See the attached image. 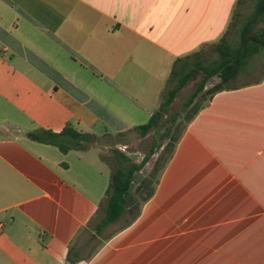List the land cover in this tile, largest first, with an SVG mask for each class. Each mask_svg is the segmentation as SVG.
I'll return each mask as SVG.
<instances>
[{
  "label": "crops",
  "instance_id": "0c3cea01",
  "mask_svg": "<svg viewBox=\"0 0 264 264\" xmlns=\"http://www.w3.org/2000/svg\"><path fill=\"white\" fill-rule=\"evenodd\" d=\"M239 3L0 0V264H264V75L199 105L139 217L110 232L115 152L26 135L73 125L141 162L176 60L234 45Z\"/></svg>",
  "mask_w": 264,
  "mask_h": 264
},
{
  "label": "trees",
  "instance_id": "16d2710c",
  "mask_svg": "<svg viewBox=\"0 0 264 264\" xmlns=\"http://www.w3.org/2000/svg\"><path fill=\"white\" fill-rule=\"evenodd\" d=\"M243 2L244 0H240L239 9L236 10L235 16L239 14ZM263 14L264 0H259L254 19ZM261 45L264 46V30L260 34H254L246 28L242 31L241 40L237 45H232L225 35L217 44L211 47L210 53L205 51L197 52L193 61L182 58L177 59L169 78V82H175V86L167 90L161 108L153 114L151 120L147 124L139 127V133L142 136L146 135L155 123L163 118L165 110L177 96L178 91L188 83L196 70H203L204 76L186 101V108L190 106L193 107L195 99L204 90L206 101L209 102L218 91L229 89L231 87L229 85L230 82L235 79L241 69L248 64L249 59L259 51ZM211 52H218L220 54L219 59H215L211 55ZM189 58L191 59L192 56L187 57V59ZM181 61H183V63H181ZM215 77L220 79L219 82L206 89V85L210 81L213 82ZM193 110L192 113H189L187 123L197 115L200 111V107H194ZM176 118L177 116H172V120ZM187 123L177 137L171 135V133L178 124H168L165 126L167 130L165 136L170 137V141L163 149V153H166V156L164 157L163 154L159 156L154 163L153 169L145 178L141 179L136 190H133V186L137 175L145 167L146 163L149 162L158 144L155 143L139 163L133 162L124 152L119 150L114 151V164L111 167L110 184L107 190L108 199L106 205L103 207L104 218L100 226L101 228L115 223L127 213H134L136 208L138 211L128 220L127 225L131 224L139 217L142 206L154 195L161 175L172 158ZM26 135L35 141L58 146L65 152L70 149L87 148V145L93 141L89 133L82 132L73 125L66 126L61 132H54L41 128L28 132ZM138 198L142 199L140 202L141 205L136 206L134 203Z\"/></svg>",
  "mask_w": 264,
  "mask_h": 264
},
{
  "label": "rangeland",
  "instance_id": "374dc122",
  "mask_svg": "<svg viewBox=\"0 0 264 264\" xmlns=\"http://www.w3.org/2000/svg\"><path fill=\"white\" fill-rule=\"evenodd\" d=\"M255 0H246L245 3H243V6H241L242 9V17L240 19V21L237 24V28L236 31L233 33V38H232V43L234 45H236L241 37H240V30L242 29V27L247 28L250 32L252 31L253 33L257 32L262 26H263V22L261 21L260 18H256L254 19V8L256 9L257 6H255ZM244 30V29H242ZM208 53H210V51H208ZM211 55L214 58H219V54L218 53H212ZM241 73V72H240ZM264 75V52L261 51V53L257 54L256 56H254L253 58L250 59L247 68L242 71V73L240 74V76H238L237 78L233 79L230 82V86H235V85H239V84H243V83H247V82H251V81H256L258 79H260L262 76ZM204 76V71L201 69H198L194 72L190 83L188 84V86L186 87V89L184 91H182V94L180 95V99L177 103V105H175V107L168 108L166 109V113H167V118H162L160 123H158V127H157V135H156V139L155 142L158 144V146L155 149V153L152 155L151 159L149 160L148 163H146L145 167L138 173L137 178L135 180L134 186H133V190H136L138 184L140 183L142 178H145L148 173L153 169L154 163L155 161L159 158V156L161 154H163V156H166V153H163V149L166 146V144L170 141V137L169 136H165V134L167 133V130L165 128V126H167L168 124L170 125H176L178 124V126L176 128H174L172 130L171 135L177 137V135L182 131V129L184 128V126L186 125L188 119H189V113H192L194 110V107H197L199 105H201L203 103V101L206 99V96L204 95V92H201L199 94V96L195 99L194 103H193V107L190 106L188 108L185 107V103L188 100V98L191 96V94L193 93V91L197 88V86L199 85L200 81L202 80ZM217 78V77H215ZM219 78L214 79L213 82H209L206 85V88L211 87L214 83H218L219 82ZM177 116V118L175 120H172V116ZM163 130H165L164 132H162ZM163 135V136H162ZM152 137H150L149 141L144 144V151L145 153H147V151L150 149L151 145H152ZM102 145V146H100ZM113 142L107 141V142H92L90 144L87 145V148H91V147H101L102 149L104 148L103 146H106L105 151L103 153V157L105 158H112V156L114 155V146H113ZM86 147V146H85ZM86 149V148H84ZM109 150V151H107ZM127 151H130L131 148L126 149ZM130 156H132V158L134 160H138V158L141 156L140 152H138L137 154H131ZM140 161L142 159H139ZM141 198H138L135 201V205L139 206L141 205ZM138 211V209L136 208L134 213H136ZM134 213H128L126 214V216L120 221L117 222L116 224L111 225L108 228V232L113 231L115 229H117L118 227H120L122 224H124L128 219H130Z\"/></svg>",
  "mask_w": 264,
  "mask_h": 264
}]
</instances>
